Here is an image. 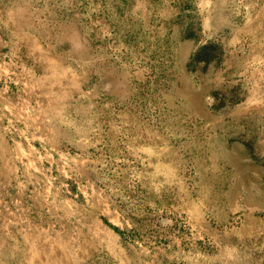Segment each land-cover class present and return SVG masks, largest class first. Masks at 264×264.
Returning <instances> with one entry per match:
<instances>
[{
  "label": "rangeland",
  "instance_id": "rangeland-1",
  "mask_svg": "<svg viewBox=\"0 0 264 264\" xmlns=\"http://www.w3.org/2000/svg\"><path fill=\"white\" fill-rule=\"evenodd\" d=\"M0 264H264V0H0Z\"/></svg>",
  "mask_w": 264,
  "mask_h": 264
}]
</instances>
